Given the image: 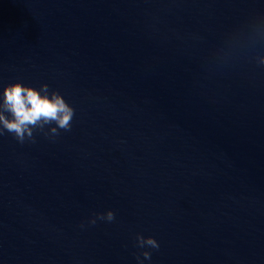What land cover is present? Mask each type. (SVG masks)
<instances>
[{
    "label": "water",
    "instance_id": "obj_1",
    "mask_svg": "<svg viewBox=\"0 0 264 264\" xmlns=\"http://www.w3.org/2000/svg\"><path fill=\"white\" fill-rule=\"evenodd\" d=\"M12 83L73 117L0 135V264H264V0H0Z\"/></svg>",
    "mask_w": 264,
    "mask_h": 264
},
{
    "label": "clouds",
    "instance_id": "obj_2",
    "mask_svg": "<svg viewBox=\"0 0 264 264\" xmlns=\"http://www.w3.org/2000/svg\"><path fill=\"white\" fill-rule=\"evenodd\" d=\"M41 91L47 93L48 86L43 85ZM34 87L25 86L22 83H12L3 89V112H0V135L4 130L13 133L15 138L23 142L25 135L32 136V128L42 123L55 122L60 129L68 131L71 129L73 109L65 103L64 99L57 93L53 92L51 96L41 94ZM9 115L6 116L4 113ZM55 133L56 129H52ZM103 218V217H102ZM114 213H107V220L112 221ZM140 247L145 244L152 248H158L159 245L152 237L145 238L137 236ZM143 256L150 259V253L144 252Z\"/></svg>",
    "mask_w": 264,
    "mask_h": 264
}]
</instances>
